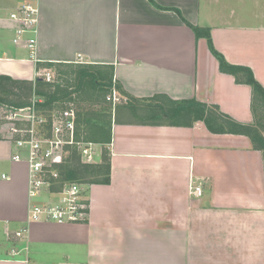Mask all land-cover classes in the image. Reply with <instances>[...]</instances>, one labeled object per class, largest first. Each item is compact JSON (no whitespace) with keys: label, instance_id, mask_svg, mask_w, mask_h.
I'll return each mask as SVG.
<instances>
[{"label":"crops","instance_id":"0c3cea01","mask_svg":"<svg viewBox=\"0 0 264 264\" xmlns=\"http://www.w3.org/2000/svg\"><path fill=\"white\" fill-rule=\"evenodd\" d=\"M36 2L34 60L13 41L22 0H0V75L36 84L45 69L92 65L113 70L125 93L107 119L110 142L92 141L97 161L109 150L111 180L90 184L86 222L29 220L47 196L29 197L28 167L0 137V264H264V150L248 134L147 110L197 99L257 126L252 87L220 69L193 27L264 87V0Z\"/></svg>","mask_w":264,"mask_h":264},{"label":"built area","instance_id":"2783aa9c","mask_svg":"<svg viewBox=\"0 0 264 264\" xmlns=\"http://www.w3.org/2000/svg\"><path fill=\"white\" fill-rule=\"evenodd\" d=\"M38 13L36 0H22L20 8L10 14L15 30L14 43L28 48L34 60ZM39 76L47 83L55 82L51 69L41 71ZM107 99L114 105L123 101L114 86ZM44 101L34 89L25 106L0 104V137L13 144L15 152L12 160L25 163L28 167L29 197L37 200L43 193L47 196L43 201L32 203L28 218L61 224L86 222L91 209L90 186L86 184L84 188L83 184L74 181L58 184V163L64 162L70 148H76L83 163L95 164L96 144L80 134L74 100H67L52 109L44 108ZM2 178L8 179L9 176L2 174ZM202 191L201 185L191 187L194 196H201ZM17 234L21 235V232Z\"/></svg>","mask_w":264,"mask_h":264},{"label":"trees","instance_id":"16d2710c","mask_svg":"<svg viewBox=\"0 0 264 264\" xmlns=\"http://www.w3.org/2000/svg\"><path fill=\"white\" fill-rule=\"evenodd\" d=\"M193 29L196 33V37L207 38L211 51L214 53V55L217 57L219 61L220 69L223 72L235 75L238 78V80L239 77L242 76L245 82L248 83L254 91V98H255L254 102L256 103L258 101L259 103H261L260 99L264 101V87L255 78L252 70L245 66L234 65L229 63L224 57V55L215 49L209 29L200 28V27H193ZM97 68L99 69L96 70L95 72H90L86 70L79 71L78 77L84 80L85 78L89 77L88 81L93 85L99 84L100 81H106L107 85L110 86V88L112 89L113 70L111 71V75H107L106 73V76H104V73L102 70H100V67ZM42 82L43 80L38 79L36 81V85H40ZM16 83H18V81L15 80L14 78L7 75H0V102H8L9 96L16 95L13 90L14 87L11 86L12 84L15 85ZM28 84H29L28 90L31 92L32 83H28ZM46 84H50V83L46 82ZM116 86L118 92L125 93L119 84H117ZM36 92L38 95L45 98L44 101L45 103H43L42 106L43 107L46 106L48 109L51 108L52 103H54L56 100L60 98L59 94L61 93L59 91V88L51 94L37 91V89ZM66 95H68L69 97L71 95V92L67 93ZM9 103H14L11 104L14 106H25L29 103V100L19 99L18 101L9 102ZM171 104L172 105L168 109H165L163 106H161L162 110H164L165 115H167L168 117L180 118L179 120L177 119L176 120L171 119V120L180 123L201 120L205 123L207 128L214 133L248 134L252 137L254 142L258 143L259 147L264 150V138L261 135L256 134L255 133L256 131H253L254 128L252 126L244 125L235 121L230 116L222 113L217 106H208L198 101L197 99L172 101ZM80 118H78V128L80 126L86 127L85 129L86 131L84 132L85 135L83 131L82 132L80 131V134H83L85 140L95 141L98 143L110 142L109 131L107 132L101 123L99 124L102 126H99L97 124H96L97 126H95L90 124V120H86V122H83L81 121ZM74 157L76 158L75 163L74 162L71 164L66 163L65 165V170H64L65 176L63 178V181L65 182L74 181L78 183L79 182L100 183V184L110 183L111 165L107 150H105V153H103V159H102L103 162L99 164H82L80 162L77 153L76 155H74Z\"/></svg>","mask_w":264,"mask_h":264},{"label":"rangeland","instance_id":"374dc122","mask_svg":"<svg viewBox=\"0 0 264 264\" xmlns=\"http://www.w3.org/2000/svg\"><path fill=\"white\" fill-rule=\"evenodd\" d=\"M13 47V44H12ZM84 66V67H83ZM87 65H81V64H68V65H60L57 66L53 69V72L55 74L54 77V81L53 83L50 84H46L45 81H43L40 85H36V84H32V90L37 89V91L40 92H45V93H53L55 92L58 88L59 91L61 92L60 98L58 100H56L54 103H52L51 108H55L56 106H59L60 104H62L63 102L67 101V100H74L75 105L78 109V114L79 117L81 119V121L86 122V120H90V124L91 125H99L104 127V129L108 132L109 128L107 125V119H109V117L111 116L113 110H115L114 112H116V105H114L110 100L107 99L108 95L111 93L112 89L110 88V86L107 85L106 81H100L99 84L93 85L92 83H90L88 81L89 77L84 79H81L78 77L79 71L82 70H86V71H90V72H95L96 70H98L99 68H97L96 66L92 65H88L87 67H85ZM103 71L104 76H106V73L108 71L100 69ZM15 92L16 95H11L8 98V102H0V104H14V103H9V102H15L18 101L19 99L22 100H30L33 91L31 90V92L28 90V82H24V81H18V83H16L15 85H11ZM71 92V95L68 97V95H66L67 93ZM73 92V93H72ZM65 93V96H64ZM75 93V95H74ZM75 96V97H74ZM45 100V98H44ZM155 101V100H154ZM166 101H162L163 104H165L166 108L169 107V103L167 101V103H165ZM259 103L258 101L255 103L256 105V112H257V116H256V125L255 127H253V131H256L255 133L258 135H261L264 138V101L262 99H260ZM45 103V102H44ZM152 107L147 108V110H149L151 112H158L162 117L165 118V116L163 115V112L161 107H160V103H154L153 101L151 103H149ZM148 106V105H147ZM145 106V107H147ZM115 107V109H114ZM44 108L48 109L46 106H44ZM152 114V113H151ZM150 114V115H151ZM163 115V116H162ZM170 119H177L179 120L180 118H174V117H168ZM103 121V122H102ZM99 123H101L102 125H100ZM97 124V125H96ZM88 128V127H87ZM86 127L84 126H80L79 127V131H83V133L86 131L85 130ZM85 135V133H84ZM104 149V152L105 153ZM109 152V150H108ZM75 153V154H74ZM76 153L79 156V153L77 151L76 148H70L66 154L67 156L64 158V162L63 163H58V167H59V179L57 180L59 183L58 184H62L63 178H64V170H65V165L67 164H71V163H75L76 162V158L74 157V155H76ZM74 154V155H73ZM73 155V156H72ZM72 157V158H71ZM74 157V159H73ZM99 157L97 156V159ZM80 162L82 164H85L81 161V157L79 156ZM103 162L102 161H97V163L95 164H99ZM81 183V182H79ZM83 184L84 188L87 187L86 184H88L90 186L91 183H81ZM44 195H46V193H43V195L39 196L40 198H42ZM36 199V198H35Z\"/></svg>","mask_w":264,"mask_h":264}]
</instances>
